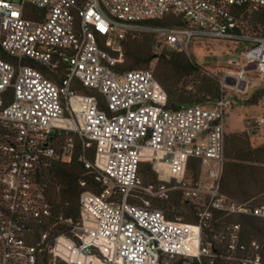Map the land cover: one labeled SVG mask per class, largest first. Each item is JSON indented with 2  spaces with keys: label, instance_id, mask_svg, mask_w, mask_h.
<instances>
[{
  "label": "built area",
  "instance_id": "obj_1",
  "mask_svg": "<svg viewBox=\"0 0 264 264\" xmlns=\"http://www.w3.org/2000/svg\"><path fill=\"white\" fill-rule=\"evenodd\" d=\"M242 5L264 8V0H0V264H214L217 255L203 235L214 212L264 220V206L220 193L228 100L168 109L151 70L118 75L116 59L100 46L104 39L119 50L128 31L143 30L154 33L153 50L159 41L187 52L194 37L243 44L220 81L224 88L234 78L232 87L245 92L250 70L264 83V35L236 31L228 7ZM28 9L37 17H26ZM169 14L182 16L186 26L138 25ZM55 131L72 133L82 150L96 149L94 161L77 156L101 186L94 193L80 181L77 220L53 216L36 183L46 161L73 156L72 136L62 152L48 144ZM190 158L201 162L194 182L186 178ZM141 162L151 164L157 183L142 188L146 198L132 204ZM170 184L199 202L197 225L169 221L153 207V200L168 198ZM58 224L70 232L57 231ZM250 246L243 264H261L259 244Z\"/></svg>",
  "mask_w": 264,
  "mask_h": 264
},
{
  "label": "trees",
  "instance_id": "obj_2",
  "mask_svg": "<svg viewBox=\"0 0 264 264\" xmlns=\"http://www.w3.org/2000/svg\"><path fill=\"white\" fill-rule=\"evenodd\" d=\"M230 16L236 22V31L249 35H264V8L248 5L229 6ZM28 18H36L37 12L28 9ZM138 25L155 27L182 28L186 21L182 16L169 14L160 20H150ZM251 31H248V28ZM154 33L150 31H128L120 42L119 50H112L100 42L101 48L108 51L115 59V72L122 75L130 70H146L155 61L153 76L166 94V108L177 110L189 105L212 104L224 97V88L220 78L209 76L202 67L183 51L167 48L158 41L159 49L153 50ZM6 60H10L2 54ZM46 77L57 80V76L45 67L33 64ZM60 74V73H59ZM83 94L96 95L94 91L78 88ZM264 96V88L257 91L251 98ZM12 97V90L7 94V100ZM255 98V99H254ZM254 103V102H253ZM103 108V105H100ZM74 138L73 156L69 162L63 160H48L36 173V183L41 187L52 215L63 214L67 218L77 220L80 214L79 198L83 189L80 181L84 180L86 189L94 193L101 190L95 180L92 170L85 169L77 161L80 153H85L90 161H94L95 146L82 150L80 141L72 133L55 131L49 136L48 144L56 151L62 152L68 137ZM223 170L220 179V193L238 202H251L253 206H264V144L251 147L246 134L226 135ZM201 162L190 158L186 168V178L198 180ZM140 185L129 197L132 204H140L146 198L142 188L157 183V175L151 164L141 162L139 165ZM170 192L165 200H153V207L162 211L166 219L197 225L199 223V202L186 200L180 188L173 185L168 187ZM239 227L235 248L231 249V236L234 228ZM60 232H70L71 227L56 225ZM205 243L210 245L217 258L214 264H243L246 258L252 256L251 242L256 241L260 246L261 264H264V220L240 214L214 212L209 227L203 231ZM183 262V261H181Z\"/></svg>",
  "mask_w": 264,
  "mask_h": 264
},
{
  "label": "rangeland",
  "instance_id": "obj_3",
  "mask_svg": "<svg viewBox=\"0 0 264 264\" xmlns=\"http://www.w3.org/2000/svg\"><path fill=\"white\" fill-rule=\"evenodd\" d=\"M9 1L19 2L20 0ZM248 31L250 32L251 29L248 28ZM243 47V44L229 41L194 37L189 44L188 51L183 52L191 56L209 76L221 79L228 67L227 59L238 57ZM241 59L244 61L243 57ZM154 66L155 61L146 70L152 71ZM247 78L251 80L247 92H236L224 86V97L229 102L225 110V131L227 135L246 134L249 145L255 148L264 144V123H261L264 119V96L261 99L254 98V103H250V100L257 92L256 90L264 88V83L259 80L260 74L255 70L248 71Z\"/></svg>",
  "mask_w": 264,
  "mask_h": 264
},
{
  "label": "water",
  "instance_id": "obj_4",
  "mask_svg": "<svg viewBox=\"0 0 264 264\" xmlns=\"http://www.w3.org/2000/svg\"><path fill=\"white\" fill-rule=\"evenodd\" d=\"M228 80L231 81V82H228V83H230L232 85H235L236 84V81H235L234 78H229Z\"/></svg>",
  "mask_w": 264,
  "mask_h": 264
},
{
  "label": "crops",
  "instance_id": "obj_5",
  "mask_svg": "<svg viewBox=\"0 0 264 264\" xmlns=\"http://www.w3.org/2000/svg\"><path fill=\"white\" fill-rule=\"evenodd\" d=\"M232 86H233L232 84H230V83L228 84V87H230L233 91L239 92V91L235 90ZM242 88H243V87H242ZM242 88H241V89H242ZM256 91H258V90H256ZM240 92H242V91H240ZM245 92H247V90H246Z\"/></svg>",
  "mask_w": 264,
  "mask_h": 264
}]
</instances>
